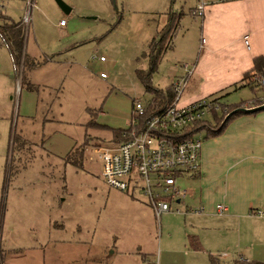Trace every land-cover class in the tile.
Segmentation results:
<instances>
[{
  "label": "rangeland",
  "instance_id": "374dc122",
  "mask_svg": "<svg viewBox=\"0 0 264 264\" xmlns=\"http://www.w3.org/2000/svg\"><path fill=\"white\" fill-rule=\"evenodd\" d=\"M32 1L15 4L10 14L29 28L24 49L37 63L25 70V81L0 40V254L32 251L30 257L46 264L59 257L81 264L94 249L109 256L115 248L132 252L130 259L111 255L107 262L137 264L138 256L149 264H209L213 256L219 264L264 263V217L169 213L158 223L142 199L109 188L98 175L93 147L128 128L134 101L147 107L153 100L136 71L148 68L149 44L163 29V12L182 11L183 19L167 24L173 25L168 48L150 86L165 92L184 64L190 66L187 58L200 52V19L190 11L194 0H62L69 13L55 0ZM190 90L188 85L179 104ZM257 94L232 90L220 104L245 103ZM206 119L215 126L212 116ZM195 136L203 144L211 135L201 129ZM72 150L71 159L83 152L81 167L65 162ZM177 185L187 191L181 209H199L196 177ZM219 200L212 196L210 204L223 205ZM188 236L197 238L199 250L189 247ZM16 259L27 263L29 256Z\"/></svg>",
  "mask_w": 264,
  "mask_h": 264
},
{
  "label": "crops",
  "instance_id": "0c3cea01",
  "mask_svg": "<svg viewBox=\"0 0 264 264\" xmlns=\"http://www.w3.org/2000/svg\"><path fill=\"white\" fill-rule=\"evenodd\" d=\"M0 2L5 4L0 10V28L11 23L21 24L20 21H14L10 14L15 4H24L23 0H0ZM199 3L204 4L203 16L199 18L197 30L200 36V52L194 59L187 58L190 62L189 68H192L187 87L189 85L191 88L189 92L192 95L189 94L180 105H186L203 97L222 98V95L232 90L249 89L256 94V90L247 86L243 78L252 71L253 60L256 57L264 58V0H194L190 11ZM163 14V28L171 21L180 22L183 19L182 11L177 15L173 12L169 14L163 12ZM245 37L248 40V47L244 44ZM201 39L204 40L203 45ZM0 40L2 42L1 35ZM6 49L9 52L7 47ZM182 71L181 77L187 74L185 68ZM177 78L180 77L174 79ZM173 82L172 80L166 90L171 88ZM233 86L237 87L233 89ZM242 104L243 101L239 104L223 106V110L236 109ZM194 177L199 182V198L196 200L199 207L203 208V213L217 214L215 208L218 204L215 206L210 204V197L216 196L220 199L218 202L226 208L221 216L225 215L236 220L263 218L254 214L256 211L264 210V111L247 115L238 114L228 120L220 134L206 138L201 148L200 172ZM182 200L178 206L180 209L183 205ZM182 211L186 212L188 209ZM189 214L191 213L184 216ZM2 252L0 264H46V261L40 262L41 260L39 261L35 256L30 257L31 254H35L32 251L2 250ZM131 254L132 252L114 248L109 256L130 259ZM22 255L29 256L27 263L23 259L20 261L16 259L17 256ZM109 256L97 248L85 258H81L79 263L115 264L116 260L107 262ZM138 259L137 256L134 263L149 264V261L139 259V262ZM48 260V264H66L60 257ZM127 263L129 264V262L123 264Z\"/></svg>",
  "mask_w": 264,
  "mask_h": 264
},
{
  "label": "built area",
  "instance_id": "2783aa9c",
  "mask_svg": "<svg viewBox=\"0 0 264 264\" xmlns=\"http://www.w3.org/2000/svg\"><path fill=\"white\" fill-rule=\"evenodd\" d=\"M26 2L33 4L32 0ZM203 10L204 4L199 3L192 15L201 18ZM60 25L64 22L61 21ZM203 43L201 39V45ZM244 44L248 47L247 37ZM98 60L103 62L104 58L99 57ZM183 67L187 74L172 83L173 99L168 105L151 111L140 101H134L129 126L121 138L93 147L99 154L98 175L104 183L134 199H142L158 223L163 215L169 213H203L202 207L186 212L175 207L187 194L186 190L178 187L177 180L199 174L202 142L195 134L200 124L207 123V117L223 109L220 98L214 96L198 98L186 105L179 104L192 74L189 65L184 64ZM100 77L105 78V75L100 74ZM253 85L258 94L240 107L248 109L264 105V77L255 76ZM215 209L219 216L226 211L221 204ZM254 215L264 217V210L256 211Z\"/></svg>",
  "mask_w": 264,
  "mask_h": 264
},
{
  "label": "trees",
  "instance_id": "16d2710c",
  "mask_svg": "<svg viewBox=\"0 0 264 264\" xmlns=\"http://www.w3.org/2000/svg\"><path fill=\"white\" fill-rule=\"evenodd\" d=\"M172 28H173V25L170 23V25H167L161 31H159L158 37L152 40V42L149 44L147 70H137L136 71V74L139 80L145 86L146 90L149 92H152L153 94V100L148 105V108L151 111H156L160 108L165 107L173 99V92L171 88L163 92L157 89H153L149 83L152 73L156 71L157 66L162 58V55L165 53V50L168 48L167 43L169 41L167 38L169 35H171ZM26 32L28 31L27 30L25 31L22 24L11 23L7 26L0 28V35L2 36V43L8 48L15 67L21 68L22 81L26 80L25 70H30L33 67L37 66V63L35 62V60L27 56L25 49H24ZM255 76L264 77V58L263 57H256L253 60L252 71L245 74L243 78V81L247 82L246 85L251 87L252 89H255V86L253 85V79ZM236 87L237 86H233V89ZM232 110L234 109H227L223 111L220 118H218L217 114L214 113L212 115V118L215 122V126L211 127L208 122L202 123L199 125L198 130L205 129L208 131V133L211 136L220 134L228 121H226L223 125L221 123L223 122L225 116ZM236 115H233L232 117ZM89 125L95 129H103L101 128V126L96 125L95 123L94 124L90 123ZM123 131L124 130L114 131L113 139L111 140H114V141L119 140L121 138V134ZM14 142H17V145H18L19 139L16 140L14 138ZM14 142H13V145H14ZM72 152L73 150L66 156L65 162L77 168L81 167L82 160H83L82 159L83 152L80 154L79 159L78 158L71 159L70 156L72 155ZM188 245L194 251H197L200 249L199 242L195 236H188ZM209 264H219V263L215 257L209 256ZM232 264H264V263L237 260V261H234Z\"/></svg>",
  "mask_w": 264,
  "mask_h": 264
},
{
  "label": "water",
  "instance_id": "95a60500",
  "mask_svg": "<svg viewBox=\"0 0 264 264\" xmlns=\"http://www.w3.org/2000/svg\"><path fill=\"white\" fill-rule=\"evenodd\" d=\"M55 2L57 3V5L61 9V11L65 12V13L70 12V8L64 2H62V0H55ZM261 111H264V105L254 107V108H248V109L239 107V108H236V109L232 110L231 112H229L225 116V118L221 124L223 125L226 121H228L230 119V117H232L233 115H236V114L247 115V114H253V113H257V112H261Z\"/></svg>",
  "mask_w": 264,
  "mask_h": 264
}]
</instances>
